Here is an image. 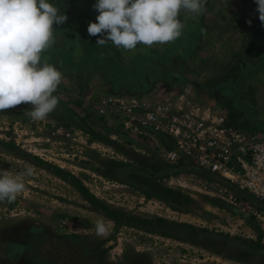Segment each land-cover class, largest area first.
Returning a JSON list of instances; mask_svg holds the SVG:
<instances>
[{"label": "rangeland", "instance_id": "obj_1", "mask_svg": "<svg viewBox=\"0 0 264 264\" xmlns=\"http://www.w3.org/2000/svg\"><path fill=\"white\" fill-rule=\"evenodd\" d=\"M95 3L96 0H83L73 5L71 13L76 16H72L76 26L83 20L79 10L85 9L82 14L92 13ZM256 8L255 0H207L205 11L195 19L181 11L178 19L185 24L181 38L164 45L140 44L135 50L122 49V63L111 65L104 59L102 63L94 62L86 73L84 68L75 66L70 70L64 62L65 51H72L78 56L73 62L79 64L82 47L77 36L70 39L63 24L54 25L55 44L51 53L44 55L63 74L53 93L59 98L56 110L43 121L30 118V104L0 112V171L8 170L15 175L25 173L29 166L34 169L33 175L24 176L26 190L15 201L0 202V264H90L86 255H80L81 248L66 239L70 235L82 237L84 247L93 248V254L99 252L103 264H264L256 255L237 256L238 249L221 248L218 244L223 240L219 235L255 241L259 230L253 225H258L264 243V211L259 209L264 203L225 181L219 182L234 199L227 201L199 192L198 186L208 177L193 170L182 172L180 181L184 187L176 186L175 179L169 183L168 176L156 180L167 187L174 186L172 189L188 196L191 204L172 205L153 196L146 197L125 182L124 173L114 168L109 174L106 169L113 167L108 163L113 160L130 163L133 168L130 171L138 175L130 176V182L142 185L140 175L146 173L139 170L141 166L149 173L157 164L166 163L158 137L149 136L150 133L129 135L122 130L116 115L101 116L96 109L97 103L107 96L115 98L120 93L144 96L151 91L165 94L190 86L196 101L211 104L228 116L233 111L236 117L232 121L264 134V55H259L264 49L244 51L250 27L259 20ZM249 20L251 24L247 23ZM89 22L93 20H84L86 32ZM86 38L91 36L88 34ZM71 111L81 117L84 111L89 112L88 121L92 120L93 127L97 131L102 127L110 129L109 133L105 128L101 130L120 146L104 144L74 125L62 124L60 121L72 122ZM5 143L16 148L11 149ZM34 157L79 178L109 207L173 223L169 231L174 236L126 224L114 232V220L95 211L81 192L50 173L45 165L36 163ZM212 198L223 201L224 206L214 205ZM251 216L255 217V223L248 221ZM101 218L111 222L109 234L104 237L95 232V221ZM188 225L196 229L189 230ZM54 237L63 240L50 244Z\"/></svg>", "mask_w": 264, "mask_h": 264}, {"label": "clouds", "instance_id": "obj_2", "mask_svg": "<svg viewBox=\"0 0 264 264\" xmlns=\"http://www.w3.org/2000/svg\"><path fill=\"white\" fill-rule=\"evenodd\" d=\"M207 0H96V22L87 32L97 45L111 42L118 49L135 50L164 45L181 38L185 28L181 11L195 19L205 11ZM258 19L264 26V0H255ZM64 14L48 0H0V112L30 104L33 121L45 120L59 103L53 95L62 82V72L44 55L55 44L54 25L66 21ZM251 24V21H247ZM118 95H124L120 93ZM128 96V95H127ZM196 99V98H195ZM115 140V139H114ZM25 173L0 171V202L9 203L26 190ZM111 222L95 221L97 236L109 234Z\"/></svg>", "mask_w": 264, "mask_h": 264}, {"label": "built area", "instance_id": "obj_3", "mask_svg": "<svg viewBox=\"0 0 264 264\" xmlns=\"http://www.w3.org/2000/svg\"><path fill=\"white\" fill-rule=\"evenodd\" d=\"M191 90L185 86L165 94L151 91L144 96H107L96 109L99 115H116L129 135L150 133L171 138L172 149L159 144L168 165L183 159L215 177L201 182L199 192L234 199L219 182L225 181L264 203V134L243 128L211 104L196 101ZM183 176L170 175L169 183L175 179L176 186L184 187L180 181Z\"/></svg>", "mask_w": 264, "mask_h": 264}, {"label": "trees", "instance_id": "obj_4", "mask_svg": "<svg viewBox=\"0 0 264 264\" xmlns=\"http://www.w3.org/2000/svg\"><path fill=\"white\" fill-rule=\"evenodd\" d=\"M81 1L83 3V0H48L49 3L53 4L55 7L59 9V14H64L67 19L63 23L64 25V30L66 33L71 37L72 36H77V43L79 41L80 46L82 47L79 51L81 52L79 54V64L74 63L73 60L78 58L76 54H74L72 51H65L64 53V62L66 63L68 69L72 68L75 66V69L78 68H84V73L87 72V68L91 69L93 66L94 62H101L104 59L108 60V64L114 65L116 63H122L123 59H121V51L122 49H118L115 47L111 42H108L106 45H97L96 41L97 38L96 36H91V38H86L88 35V32L84 30V20H93V22H96V18H94L95 15H98V12L95 11L92 8V13L89 14H82L84 13L83 10H79V15L80 18H83L82 22L79 23L78 26L75 25L74 21L72 20L75 14L71 13L72 9L74 8L73 5L76 4L77 2ZM73 16V17H72ZM180 19V18H179ZM251 31L249 32L250 34L247 35L246 39V47L244 48V51L246 53H253L255 51H260L261 49H264V26H262L260 20H256L252 25H251ZM197 33V32H196ZM69 39V40H70ZM138 46H141L138 44ZM46 53H51V50L49 49ZM50 55V54H48ZM259 55L263 56L264 52L259 53ZM52 56V55H51ZM139 57L141 56L138 55ZM146 54H144L142 57H145ZM49 61H53V56L52 58L49 59ZM69 63V64H68ZM136 67V66H135ZM147 68V67H143ZM74 69V70H75ZM72 70V69H70ZM142 73V72H141ZM82 85V84H81ZM152 86V85H151ZM148 87V90H151L152 87ZM251 89V87H248V90ZM252 95V94H251ZM250 95V96H251ZM252 96L250 97V99ZM252 102H254L251 99ZM79 104V102H78ZM73 113V111H71ZM70 112V113H71ZM85 114L81 117L79 114L73 113L72 116V122H67V121H60L62 124L65 126H75L80 128L82 131H84L86 134L90 136L91 139H96L104 144L111 145L115 148H117L119 143L116 142V140L111 139L109 135L106 133L111 131L110 129L106 127L100 128V131H97L93 127V122L92 120L88 121L90 119V114L87 111H84ZM230 114V120L232 121L236 117V113L233 111L229 112ZM70 115V114H69ZM102 116V115H101ZM98 120H102V117H97ZM59 122V123H60ZM105 128V129H104ZM106 132H102V130ZM158 139L160 142V145H162L164 148L167 149H172L174 147L173 141L171 138H169L166 135L159 134ZM5 145H9L11 149H15L16 146L14 144H8L5 143ZM121 147H123L121 145ZM36 160V163H39L40 165L44 166L46 170H48L50 173L62 177L64 180L69 182L75 189H77L79 192L82 193L84 196L85 200H87L89 203L93 205V208L95 211H101L102 214L105 216L111 218L114 220V232L122 225H130L131 227L143 229L145 231H148L150 233L152 232H158L161 235H169V236H174L172 235L173 233L169 231L171 225L173 223L166 224V220L161 218V217H156L154 219H147L143 218L134 214H129L125 213L121 210H118L113 207H109L106 203L98 199L95 195H93L87 187L83 184L82 180L79 178L75 177L68 171H65L64 169H61L60 167H57L53 164L50 163H44L42 160H40L38 157H34ZM136 160V159H135ZM108 163L113 164V167H108L106 169V172L109 174L113 173V169H118V172L124 173L127 176V184H129L131 187H136L139 190H141L146 197H156L158 199H161L163 201L170 202V204L173 205V203L177 202L180 205H186V204H191L192 200L183 194L180 193V191H176L172 189L171 187H167L166 185H163L162 183L156 182L158 177L161 176H170V175H177L182 172H190V171H195L197 173H200L201 175H206L208 179L212 178V175H209L208 173H203L202 171L199 170L196 166H193L190 161H183V159H180V161L176 164L168 165L167 163H162V164H157V166H154L151 168L150 172L147 173L146 167L141 166L139 168L140 171L145 172V175H140V179L142 181V185L137 186L134 183H131L129 178L130 176H137V174H134L130 170H132V165L130 163H126L124 161H117L113 160ZM107 163V166L109 164ZM115 166V167H114ZM150 175H153L151 178ZM224 182V181H223ZM212 203L217 206H224V202L220 201L218 199H211ZM227 209L230 211H233L234 213L236 212V209L234 208H228V205H226ZM260 210L264 211V205H262ZM264 213V212H263ZM248 221H255V217L251 216L247 218ZM257 222V221H256ZM255 223V222H254ZM252 224V223H251ZM258 225H253L254 228L259 230V235L258 238L254 241L252 239H243L241 237H229L228 235H219V237H223V240L220 241L218 244L221 248H229V246H233L235 249H238L239 252L237 256H247V257H252L254 255L258 256V258L264 260V243L261 242V231ZM189 230H195L196 228L194 226L188 225L187 226ZM167 228V229H166ZM202 230L203 232H207L206 229H199ZM42 236H48V235H42ZM177 237V236H175ZM178 238V237H177ZM66 239L70 240L75 244L78 248H81L80 255H86L88 257V260L90 264H103L101 260L99 259V252L98 254H93L92 250L93 248H88L84 247L85 243L82 240V237L76 236V235H70ZM63 239L60 237H54L52 239V242H49L50 244L56 245L57 243L55 242H60ZM101 242H104L103 240ZM88 262V263H89Z\"/></svg>", "mask_w": 264, "mask_h": 264}]
</instances>
